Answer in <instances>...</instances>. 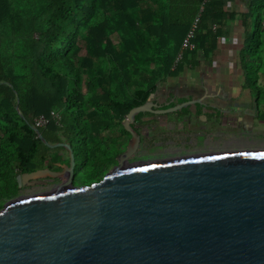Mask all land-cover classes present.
<instances>
[{"label": "trees", "instance_id": "obj_1", "mask_svg": "<svg viewBox=\"0 0 264 264\" xmlns=\"http://www.w3.org/2000/svg\"><path fill=\"white\" fill-rule=\"evenodd\" d=\"M196 16L193 48H182ZM231 26L236 78L264 104V0H0V207L17 175L69 161L40 141L34 117L60 112V126L39 132L71 145L78 173L69 135L89 141L158 85L210 67ZM80 167L83 185L103 178L88 155Z\"/></svg>", "mask_w": 264, "mask_h": 264}, {"label": "water", "instance_id": "obj_2", "mask_svg": "<svg viewBox=\"0 0 264 264\" xmlns=\"http://www.w3.org/2000/svg\"><path fill=\"white\" fill-rule=\"evenodd\" d=\"M142 109L121 120L131 135L121 158L138 142L129 124ZM32 130L69 161L16 176L17 188L58 184L3 205L0 264H264V150L120 162L76 186L71 145Z\"/></svg>", "mask_w": 264, "mask_h": 264}, {"label": "flooded vegetation", "instance_id": "obj_3", "mask_svg": "<svg viewBox=\"0 0 264 264\" xmlns=\"http://www.w3.org/2000/svg\"><path fill=\"white\" fill-rule=\"evenodd\" d=\"M186 74L187 72L168 81L169 86L166 91H155L144 102L133 107L143 106L142 111L135 115L129 124L138 142L122 158L131 135L120 124L122 146L113 156L117 165L120 162L127 165L209 153L193 151L192 148L196 146L194 144L198 142L195 135L193 137H189L188 133L181 135V132L177 130L186 128L187 131H194L196 134L204 129L217 130L226 124L241 123V116L238 119L232 117L234 112L239 113L238 109L247 106L243 100V102L238 101L240 95H237V92L239 90L244 95L243 98H247L248 95L244 93L246 89L242 87L240 79L208 76L204 69L200 76L185 77ZM244 112L248 115L247 117L253 115L248 109ZM173 130L178 132L175 134L176 138L171 135ZM51 170L57 171L58 168L54 166ZM39 180L45 182V185L21 186L17 188L14 198L21 196V193L27 189L33 191L34 188H42L50 183L53 186L58 184L56 179L42 178ZM82 185L80 182L79 186Z\"/></svg>", "mask_w": 264, "mask_h": 264}, {"label": "rangeland", "instance_id": "obj_4", "mask_svg": "<svg viewBox=\"0 0 264 264\" xmlns=\"http://www.w3.org/2000/svg\"><path fill=\"white\" fill-rule=\"evenodd\" d=\"M228 30L229 34H227V38L229 39V41L233 38L234 43L232 44V41H230V45L227 47L220 45V49L213 58V62L209 68L206 66L205 68L204 65L201 64L200 67L195 68L194 70L189 72L187 71L185 77L200 76L202 74L203 69L205 70V73L208 76H214L216 78H225L226 75L232 77L234 75L233 73H236V66L234 63V46L237 44L236 39L239 36L238 33H236V29L232 26ZM168 81L170 82V80H167V83L164 82L158 85L156 91H166V88H168L169 86ZM241 81L244 80L242 79L240 80V82ZM258 82L260 85L264 86V78H260ZM242 87L246 89L244 93H247L248 95L247 98H243L244 95L241 93V90H239L237 92V95H240L238 101H244L247 106H244L242 107V109H239L241 110L239 113L234 112L232 117L238 119V117H240L244 113V110L248 109V111L253 114V119H251L253 120L252 127L242 128L239 126L240 122H237L236 124L223 125L217 130L204 129L203 131H199L196 134L194 131H187L186 128L184 130L176 129L177 131L181 132V135L186 133H188L189 137H193L195 135L196 140H198V142L194 144L196 146L192 148L193 151L203 153L255 149L264 150V104L262 101L263 95L258 98L259 102H256L254 91L247 90V87L244 84H242ZM246 122L251 121L250 119L246 118ZM103 126L106 127L103 128ZM177 131L172 132V137L176 138L175 134L178 133ZM121 135L122 128L120 125L105 124V122L100 125L97 137L89 141L82 139L77 143L75 137L69 135V142L72 143V146L74 148H76L75 151L80 153L79 157L76 159V166L78 169L77 177L75 179L76 186L79 185L81 178L80 161L87 155L90 158L91 163H98L100 165V169L104 171L103 176L110 172L113 167L117 165L115 160H113V156L119 151L120 147L122 146V140H120ZM53 187L54 186L50 183L49 185H46L42 188H34L33 191L29 189L24 190L23 193L20 192L22 194L20 195L24 197L32 196L35 194L50 191ZM8 200L9 199H6L1 202L0 210Z\"/></svg>", "mask_w": 264, "mask_h": 264}, {"label": "built area", "instance_id": "obj_5", "mask_svg": "<svg viewBox=\"0 0 264 264\" xmlns=\"http://www.w3.org/2000/svg\"><path fill=\"white\" fill-rule=\"evenodd\" d=\"M197 21H198V17L196 16L194 18V20L192 21L191 28H190L189 32L186 35V38L184 39V41L182 43V48H188V49L193 48V46L191 44H189L188 39L192 36L193 30L197 24ZM177 59H180V55H178ZM51 122L57 126H60L61 115H60L59 111L52 110V111H50L48 116L38 115V116L34 117L32 120V125H33V128L39 130V129L45 128Z\"/></svg>", "mask_w": 264, "mask_h": 264}, {"label": "crops", "instance_id": "obj_6", "mask_svg": "<svg viewBox=\"0 0 264 264\" xmlns=\"http://www.w3.org/2000/svg\"><path fill=\"white\" fill-rule=\"evenodd\" d=\"M230 41H232L231 43L233 44L234 43V39L232 38ZM230 41H229V39L227 38H224V41H222L220 44H219V46L221 45V46H229L230 45ZM224 48V47H223ZM205 67V66H204ZM208 67V66H207ZM209 68V67H208ZM234 75L231 77V76H225V78H233V77H235V79H238V78H236L237 76H236V73H233ZM238 111L240 112L241 110H239L238 109ZM245 113V112H244ZM242 114L241 115V117H242V121H241V123H239V126L240 127H242V128H251L252 127V124H253V120H251V119H253L252 117L253 116H251V117H247L248 115H246V114ZM246 118H248V119H250V121L251 122H246ZM61 154V153H60Z\"/></svg>", "mask_w": 264, "mask_h": 264}]
</instances>
